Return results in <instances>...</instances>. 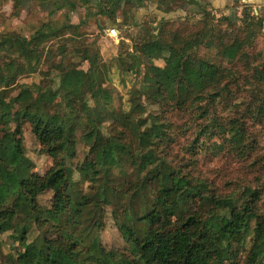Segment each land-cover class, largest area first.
<instances>
[{"label":"trees","instance_id":"obj_1","mask_svg":"<svg viewBox=\"0 0 264 264\" xmlns=\"http://www.w3.org/2000/svg\"><path fill=\"white\" fill-rule=\"evenodd\" d=\"M140 1L99 0L98 14L116 21L121 6H125L126 17L129 8ZM195 2L168 0L166 4L180 8ZM80 3L88 0H65L72 11ZM163 3L159 0L160 9H175ZM22 6V0L15 1L16 15ZM225 20L226 26L234 27L231 40L218 44L213 33L201 40L199 46L217 47L216 59L202 60L197 79H177L171 93L164 82L165 69L154 61L144 62L142 93L152 97L158 113L140 121L132 113L122 115L113 107L114 90L106 84L112 81L113 68L123 73L131 70L128 32L120 41L116 65H101L98 55L91 57L90 67L83 73L75 71V65L60 63L56 65L58 88L21 84L19 102L12 97L18 79L42 71L52 54L47 43L64 38L67 30L75 35L78 26L49 32L46 27L53 28V23L44 22L31 37L15 32L0 36V230L11 229L13 218L20 216L37 231L23 252L0 251V264H239L237 244L250 238L252 243L257 240L258 248L264 239V172L257 176L262 180L257 188L236 184L227 191L215 181L193 174L191 166L196 159L178 163L173 157V148L182 137L189 140L191 156H196L201 130H192L201 104L208 102L213 109L218 101L230 105L235 90L239 91L232 79L235 71L223 61L246 58L243 44L257 36L255 27L264 25V18L250 8L240 29L237 20ZM174 21L162 19L153 40L169 53L167 63L177 67L180 75L190 53L186 47L190 34L186 29L171 30L169 25ZM252 78L264 86V66L255 68ZM60 96L63 101L56 102ZM92 101L103 106L95 117L91 112L85 117L90 124L86 127L91 134L89 152L101 177L85 192L82 180L76 179L80 166L73 165L78 157V138L65 124L72 115L90 108ZM110 113L114 119L109 133L100 134L98 128L104 127ZM256 115L262 119L264 105H256ZM219 118L213 113L212 136L231 140L243 158L255 150V141H250L245 128H228ZM11 123L16 129L7 141L3 133ZM26 124L53 158L44 175L33 173L36 165L27 154ZM47 194L50 202L43 203ZM110 205L120 211L119 229L127 244L124 249L107 248L101 240L105 209ZM257 260L264 264V248L257 251Z\"/></svg>","mask_w":264,"mask_h":264},{"label":"rangeland","instance_id":"obj_2","mask_svg":"<svg viewBox=\"0 0 264 264\" xmlns=\"http://www.w3.org/2000/svg\"><path fill=\"white\" fill-rule=\"evenodd\" d=\"M15 1L16 0H0V36L5 33L15 32L31 37L41 24L51 19L47 17V20H45L39 17L36 18V24H33V22L32 24L28 23L27 19L21 18L24 11H27V9H23L22 7L20 13L18 15L15 14ZM37 12L43 13L40 9H38ZM256 15L264 18V12ZM206 17L207 15H205L202 20L195 21L189 18L187 20L181 19L179 21H174L169 25V28H171V30H176L177 28H179V30L186 29L187 34H190L189 40H195L200 44L201 40L206 38L210 33H213L216 38L215 32L209 31V29L206 30ZM227 27L225 23L222 26L223 29H227ZM236 27L238 29L244 27L242 18L241 22L237 20ZM233 28L228 27L229 39L227 42L231 40ZM255 28H257L255 29L257 36H255L253 40L243 44V50L247 55V60L246 58H240L234 63L228 60L223 61L224 65L235 71L232 79L239 89L238 92L235 90L236 96L235 99L232 100V105L218 101L216 108L213 109L208 102H203V104H201L199 109V120L192 130L198 131V127L201 130L196 156H191L187 150L189 140H186V138L182 137L176 142L173 148V157L175 161L184 163L196 159L191 166L193 174L201 178L215 181L227 191H232L236 184L242 187L249 184L255 188L262 185V180H260V178L257 180V176L260 177V172H264V116L262 119L257 118L256 105H264V86L259 82L257 83L252 78V75L255 68H262L264 66V25L261 29L259 27ZM258 28L260 31H258ZM79 31L81 30L79 29L73 38H56L47 43V47L50 48V51L52 50V54L50 58L46 59L43 70L30 76L19 78L17 81L18 85L12 89V97H15L17 102H19L18 94L21 84L28 85L32 88H37L38 85H49L52 88H58L60 74L56 65L60 63H63V66L67 67L73 65H80L84 69L88 67V64H84L82 61L83 56L75 52L78 48H84L86 44L85 41H87L85 37L83 38L79 35ZM121 31L123 33L125 32L122 29ZM102 35L104 36V33ZM102 35H96L94 39L88 42L92 44V46L98 45V47L101 48L102 39L104 38ZM128 35L132 38L131 42L128 41L129 48L132 49L134 43L137 44V42H141L137 37L135 41L129 32ZM245 36L246 35L243 34V37ZM105 38L108 37L105 36ZM108 39L110 40L111 38ZM36 44L37 42L34 43L33 46L36 47ZM137 45H134V50H138L139 47H137ZM134 50H130L131 56L129 61H132L131 70L127 73H123L113 68L111 71L112 81H108L106 84L114 90L113 107L119 110L122 115L126 112L132 113V115L140 121L149 114L158 113V108L153 102L152 97L144 95L141 89L143 85L144 62L148 60L145 57H136L137 51L134 52ZM193 51H195V54L199 57L201 62L206 58L216 59V46H208L204 43ZM109 53L107 51L101 56L99 61L101 65L104 62L113 66L117 64L116 57L119 55V48L117 55L110 54L109 56ZM137 58L142 59L143 63L139 62ZM218 61H220V59H218ZM142 64L143 66H141ZM195 69L190 68L189 71L187 70V74H195ZM196 74H198V72ZM175 75V72H170L166 78V84L169 85L167 90H169L170 93L174 88L172 83L176 84ZM174 79V82L169 81H173ZM177 79L185 80L183 74L179 75ZM170 98L171 100L173 99V97ZM60 101H63V97L61 96L56 99V102ZM101 111H103L101 103H94L92 101L90 102V108L83 109L81 113L77 115H72L71 119L65 124V129L68 132L74 133L78 138V157L74 159L73 165L74 167L80 166L81 174H77L76 179L79 180V182L82 180L80 186L85 192H88L92 185L98 183L101 177L96 166L95 158L89 152L90 145L88 141L91 134L86 127L90 126V124L88 121L86 122L85 117L90 112L92 116L95 117V115ZM213 113L219 116V119L228 128L235 126L245 128L250 135V141H255V150L250 152L247 157L243 158L238 154L237 148L231 140L228 138L225 139L220 135L212 136L210 129ZM113 119L114 115L110 113L104 122V127L99 126L98 128L100 134L106 135L109 133V126ZM15 129V123H11L7 131L3 133V138L7 141L11 140L14 136ZM24 139L27 154L36 165L33 173L35 175H44L52 167L54 163L53 158L46 154L45 146L36 140L29 124L24 126ZM34 183L33 179L31 184L33 185ZM240 193L241 192L237 194V198L241 196ZM50 198V194H47L43 197L42 202L48 203L50 202ZM125 203L127 204L128 202ZM126 204L122 203L121 205L124 206ZM262 205L264 207V200ZM104 221L105 228L100 234L102 243L110 249L126 248L127 244L119 229V223L121 222L120 211L117 210L115 205L106 207ZM36 233V228L27 226L22 217L15 216L11 229L4 231L0 230V251L19 254L25 250L26 245ZM258 244L259 246L257 248V240L255 243H252L249 238L245 243H240L235 246L239 264H259V260H257V251L264 248V239L260 240ZM221 264L230 263L223 262Z\"/></svg>","mask_w":264,"mask_h":264},{"label":"crops","instance_id":"obj_3","mask_svg":"<svg viewBox=\"0 0 264 264\" xmlns=\"http://www.w3.org/2000/svg\"><path fill=\"white\" fill-rule=\"evenodd\" d=\"M163 1L164 3L162 5H165L164 7L172 6L175 9L167 12L164 9L159 8V0H141L129 8L126 17L124 14L125 6H121L116 21H113L107 15L98 14L97 5L99 0H88V3L86 4L80 3L73 11L68 4H65V0H22V7L23 9H27V11H24L21 18L27 19L28 23L32 24L33 22V24H36V18L40 17L47 20V17H50V20L45 21L47 23H53V28L46 27V31L49 32L52 30H58L63 26H78L77 31L79 29L81 30L79 31V35L83 38L85 37L87 41H85L86 44L84 48H78L75 52L83 56L82 61L84 64H88V67L85 69L80 65H76L75 71L79 73H83L89 69V60L95 55H98L100 59L107 51L108 53L110 52L108 54L109 56L110 54L117 55L121 40L117 41L108 36L107 31L110 28H117L120 31L122 38L123 32L121 29L129 32L135 41L137 38L138 40H141V42H137L138 45L133 42V46L137 45V47L140 48L134 51H137L136 57H145L148 61H154L155 64L163 67L165 69L164 82L166 84L168 73L175 72V78L177 80L179 69L167 63L169 53L158 46L153 40L154 35L158 32L162 19H174L179 21L181 19L185 20L186 18H189L190 20L195 21L202 20L203 17L207 15L205 20L207 24L206 30L209 29V31L211 30L215 32L217 43L224 44L227 43L229 39L228 27L227 29L222 28L223 24L226 22L225 17H230L233 20L241 22V18H243L249 8L252 9L254 14L264 12V0H196L195 3L180 8H176L174 3L166 4V1L168 0ZM60 6L62 7L56 10ZM38 9L43 13H38ZM71 33L72 30H67L63 37L68 38L70 36H75ZM103 33L104 36L102 35ZM96 35H102V37H104L102 39L101 48H99L98 45L92 46V44L88 42L91 39H94ZM105 36L112 40L105 38ZM128 41L131 42L132 38H129ZM145 44L148 45L145 46ZM198 46L199 42L195 40H189L186 44L190 53L180 73V75L183 74L185 80L194 81L197 79L198 74L196 73L198 72L201 60L193 50L197 49ZM131 50H133V48ZM85 57H87V59ZM137 59L139 62L143 63L142 59ZM141 66H143V64ZM190 68L196 70L195 72L193 71L196 75L187 74ZM169 81L174 82L175 79ZM172 85L174 86L175 83H172Z\"/></svg>","mask_w":264,"mask_h":264},{"label":"built area","instance_id":"obj_4","mask_svg":"<svg viewBox=\"0 0 264 264\" xmlns=\"http://www.w3.org/2000/svg\"><path fill=\"white\" fill-rule=\"evenodd\" d=\"M108 36L112 37L113 39L119 41L122 39V36L120 34V31L117 28H110L107 31Z\"/></svg>","mask_w":264,"mask_h":264}]
</instances>
